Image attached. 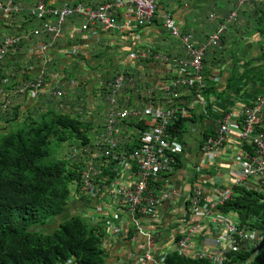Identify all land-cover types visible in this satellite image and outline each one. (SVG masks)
I'll use <instances>...</instances> for the list:
<instances>
[{"label": "built area", "instance_id": "built-area-1", "mask_svg": "<svg viewBox=\"0 0 264 264\" xmlns=\"http://www.w3.org/2000/svg\"><path fill=\"white\" fill-rule=\"evenodd\" d=\"M125 3L124 0H110L98 5L84 2L50 5L45 0H34L32 5L25 7L17 0H0V12L11 15L26 10L40 21L36 29L25 35H47L50 41L39 46L42 52L54 46L53 42L62 36L64 24L71 17L81 19L84 31L90 25L99 24L106 30L123 34L132 32V27L151 24L155 17L162 20L170 36L180 40L185 55L170 57L151 46L130 51L127 59L139 61L142 70L99 78L98 99L102 102L103 121L92 128V136L87 142L82 140L80 144L70 146L66 157L82 172L86 193L99 192L102 198L112 197L111 206L118 210L113 214L114 218H118L119 213L160 217L162 206L171 198L179 197L177 191L168 187L171 173L180 164V155L184 154L186 146L177 136H172L169 127L175 126L180 117H192V111L211 116L214 123L208 127L213 132L199 148L208 168L215 170L211 175L215 188L221 190H213V198L209 199L205 195L204 179L194 183L186 201H189L195 220H188L183 215L176 218L178 229H184L174 234L176 239L171 250L182 257L207 258L212 264H251V259H234L231 254H236L246 243L264 246V230L240 226L239 220L220 211L219 206L233 198L237 186L260 190L264 184V90L249 99H235L234 92L229 102L212 94L208 105L204 94L209 86L207 78L214 80L219 91L225 89L226 80L219 66L206 72L204 57L207 51L224 47V35L238 20L242 7L260 5L264 0H237L228 13L211 12L209 20L217 25L199 43L194 34L181 30L174 14L165 11L159 0H128L129 10L120 19L117 10L123 9ZM23 38L24 35L15 34L2 39L0 68L4 57L19 46ZM78 46L71 47L68 54L75 56ZM155 61H162L173 74L161 80L149 79L144 73H149V66ZM61 86L59 82L48 86L43 68L36 78L21 81L13 92L29 93L32 97L48 92L52 98H61L65 95ZM9 104L10 101L7 107ZM195 130L194 127L191 129ZM228 153L233 154L235 164H226L223 160ZM177 156L180 159L177 160ZM222 170L229 177L227 181L216 173ZM109 179H114L111 185L106 184ZM200 231L214 235L204 236V243H200V240L197 242L202 237L198 236ZM118 232L116 225L112 233L104 235L103 244L110 245ZM161 239L160 233L147 236L146 250L138 257L137 264H164L151 250V246Z\"/></svg>", "mask_w": 264, "mask_h": 264}, {"label": "crops", "instance_id": "crops-1", "mask_svg": "<svg viewBox=\"0 0 264 264\" xmlns=\"http://www.w3.org/2000/svg\"><path fill=\"white\" fill-rule=\"evenodd\" d=\"M18 1L22 2L26 7L34 2V0ZM45 1L51 5L62 2H84L90 5H98L110 0ZM124 1L126 3L123 9L117 10L120 19H122L125 12L129 10L128 0ZM159 1L164 5L166 10L169 9L174 12V17L181 30L194 34L195 40L199 43L214 30L216 22H212L209 19L205 21L198 19V10L205 7L208 10V15L210 12H227L234 8L236 0ZM261 6L262 5H246L240 10L239 19L229 27L227 32L229 35L224 38L223 55L220 56L226 59L224 63L218 61L220 58L216 56V49L207 51V64H211L212 66L220 64V66H217L222 69V72H225V78H228L232 74L231 66L233 64H235V66L237 64L244 65L248 60L258 57L260 49L264 46V41L262 44V39L257 34V28L253 26L250 20V18L254 19L259 16L256 11H264ZM28 20L29 15H27L26 12L16 17L3 16L0 14V41L4 36L11 34L10 32L28 33L27 31H30L37 24L34 20L30 23H26ZM81 23V19L77 17L68 19L64 25L62 36H60L56 42H53L54 46L52 48L47 49L45 52H42L39 46L42 43L50 41L47 35L40 34L35 36L29 34L26 36L24 34V41L5 56L2 67L7 76H10L11 79L15 77L19 82L36 78L41 70L45 68V79L48 86H52L59 82V84L62 85L61 87L67 90L66 87L70 85L72 91L69 92L67 90L68 95L71 94V98L69 97L70 104H73V98L76 94L85 97L87 100V106L83 114V119L87 121V127L94 128L103 121L102 117L104 111H102L101 108L102 102L99 101L94 91L99 78L124 71L134 73L135 71L142 70L140 69L139 61L127 59V54L130 51L139 47L151 46L158 52L165 53L170 57L185 55V50L180 40L170 36L162 25V20L160 18L145 27H132V32H124V34L114 30H106L99 24L90 25L89 29L84 31L81 29ZM232 36L234 38H232ZM229 39L232 41V46L228 44ZM139 40H141L142 43H138ZM76 44L79 45L78 53L75 56L69 55V49ZM234 52L235 54H233ZM228 53H231V57L226 56ZM69 60H71L74 65L79 66V68L73 66V70L76 68L80 70L76 78H71L62 68L59 70L55 68V61L67 63ZM255 61H257L256 65H264V60ZM21 63L23 65H21ZM148 72L149 73L144 74H148L149 79L153 78L154 80L165 79L173 74V71L169 67H166L162 61L153 62L149 66ZM81 83L84 84L83 90L79 92L78 89ZM261 91L260 88L258 92ZM44 96L45 98L42 99L43 96L40 94L35 98L30 97L29 93L14 95L13 102L20 106L21 119L29 117L30 115H40L51 108L53 104L50 99L47 98L48 95ZM95 102L96 106L94 104ZM205 125V123H201V125L198 123L194 124L185 137V151L184 154L181 155V161L177 170L171 173V182L169 185V189L177 191L180 197H174L167 201L164 207V220L141 223L143 232L140 231L138 225L132 224L130 231L131 235L115 236L110 245H105L107 251L105 264H137L138 257L143 254L147 247L146 233L154 230L163 231L167 239L155 247V255L156 257L160 256L158 261H161L163 259V253L172 249L171 238L174 236V228L178 227L176 218H180L177 214H180V210H184L186 198L192 193L195 181H198L202 175L205 194L208 195L209 199L213 198L211 192L213 190H218L215 188L214 179L211 176L215 173V170L208 168V164L205 163L206 158L199 148L203 140L202 130L207 128ZM193 127L196 128L195 131H191ZM223 160L226 164H233L234 156L232 153H228ZM200 170L204 171L200 172ZM216 173L226 181L229 178L227 174H224L223 170L216 171ZM80 204H83L82 207H84L85 202L81 201ZM188 219L194 221L195 216L189 215ZM154 225L159 226L154 227ZM200 235H202V237L197 239V242L200 240V243H204V236L208 238L212 237L214 234H206L200 231L198 236ZM169 246L171 248H168ZM144 264L157 263L145 262Z\"/></svg>", "mask_w": 264, "mask_h": 264}, {"label": "trees", "instance_id": "trees-1", "mask_svg": "<svg viewBox=\"0 0 264 264\" xmlns=\"http://www.w3.org/2000/svg\"><path fill=\"white\" fill-rule=\"evenodd\" d=\"M260 5L264 10V3ZM256 13L259 15L256 19L257 34L263 44L264 11ZM227 35L229 33L224 38ZM215 52L220 58L218 61L224 63L226 59L220 57L223 51ZM255 60H264V46L258 57L248 60L244 66ZM207 62L206 54L204 66L206 72H210L213 67L207 68ZM231 67L234 68L235 64ZM3 78L0 75V85ZM207 81L209 86L204 92L206 98L210 99V95L214 94L229 102L228 99L235 92L230 84L231 77L226 79L222 91H219L211 77ZM226 93H229L228 97ZM20 114V106L16 104L12 111L0 113V120L9 123L5 128L0 126V264H105L107 251L102 246V232L90 225L85 216L68 211L71 197L83 196L79 194V175L70 170L66 157L52 158L53 151L49 148L52 141L63 143L74 134L88 140L86 123L70 114L63 115L53 110L41 113L38 120L30 115L28 121H25ZM192 114V117H180L175 126L169 127L172 136L185 142L189 123L198 118L194 111ZM17 123L26 124L18 127ZM66 131L69 134L64 137ZM210 132L213 130L209 126L205 129L204 139ZM180 156H177V160ZM71 183L79 186L76 191L71 189ZM235 190L233 198L219 208L232 213L242 227L264 230V184L260 190L238 186ZM65 213L66 217L61 219L57 227L52 231L46 230L55 218ZM231 256L234 259H251V264H263L264 246L246 243ZM163 263L212 264L207 258L182 257L175 251L167 252Z\"/></svg>", "mask_w": 264, "mask_h": 264}, {"label": "clouds", "instance_id": "clouds-1", "mask_svg": "<svg viewBox=\"0 0 264 264\" xmlns=\"http://www.w3.org/2000/svg\"><path fill=\"white\" fill-rule=\"evenodd\" d=\"M18 1V0H17ZM20 2V1H19ZM236 2H237V0L235 1V4H236ZM22 3V2H21ZM63 3V2H62ZM69 3V2H68ZM161 3V2H160ZM23 4V3H22ZM59 4H61V3H59ZM59 4H56V5H59ZM24 5V4H23ZM32 5V4H31ZM51 5V4H50ZM235 6V5H234ZM26 7V6H25ZM29 7V6H28ZM243 8V7H242ZM241 8V9H242ZM165 11H168L169 9H164ZM171 12H172V14H174V12L172 11V10H170ZM230 11V10H229ZM24 12H26L27 13V15H29V20H28V22H26V23H30L32 20H34V22H37V24H36V26L35 27H33L32 29H36V27L40 24V21H38L34 16H32V15H30V14H28V12L26 11V10H24V11H22L21 13H19V14H23ZM211 13V12H210ZM209 13V14H210ZM228 13V12H227ZM0 14L1 15H3V16H17V15H19V14H11V15H5V14H3L2 12H0ZM34 18V19H33ZM72 18V17H71ZM78 18V17H77ZM157 20H158V18L157 17H155ZM70 19V18H69ZM80 19V18H79ZM208 19H209V15H208ZM239 19V18H238ZM154 20V19H153ZM68 21V20H67ZM66 21V22H67ZM212 22H215V21H212ZM65 25V24H64ZM216 25H217V22H216ZM216 27V26H215ZM31 29V30H32ZM27 30V29H26ZM30 30V31H31ZM184 32V31H183ZM212 32V31H211ZM11 34H9V35H6V36H10V35H15V34H20V35H24L26 32H24V33H12V32H10ZM29 33V32H28ZM6 36H4V37H6ZM3 37V38H4ZM207 37V36H206ZM2 38V39H3ZM2 39H1V41H2ZM179 40V39H178ZM0 41V42H1ZM23 41H24V38H23ZM22 41V42H23ZM223 42H224V38H223ZM18 47V46H17ZM17 47H14V49H16ZM14 49H12V50H14ZM223 49H224V47L221 49L222 51H223ZM216 50H219V49H216ZM5 58V57H4ZM2 62H3V60H2ZM221 71H222V69H221ZM223 73V75L222 76H224V75H226L225 74V72H222ZM0 75H2V77H4L3 79H2V84L0 85V113H3L4 111H6V110H10V111H12V107L15 105V103L13 102V96L14 95H18V94H21V93H14L13 91H14V89H16L17 88V85L21 82H19L18 80H16V78L15 77H13L12 79H11V77L10 76H7L6 75V73H4V69H3V67H2V64H1V68H0ZM230 77V76H229ZM227 78H225V80H226ZM28 80H31V79H28ZM19 82V83H18ZM4 84V88H1V86ZM82 84V86L84 85L83 83H81ZM97 86H98V84H97ZM81 87V86H80ZM262 91L264 90V87L261 89ZM238 89L237 90H235V92H236V95H235V99H239V98H244V97H246V96H242L241 94H240V92L238 93ZM261 91V92H262ZM261 92H258V90L257 91H255V95L256 94H259V93H261ZM230 93H231V91H230ZM39 95V94H38ZM37 95V96H38ZM40 95H42V96H44V95H48V99H52V97L49 95V93L47 92V93H40ZM29 96L30 97H32L31 96V94H29ZM37 96H35V97H37ZM71 96V94L70 95H68V91L65 89V95L64 96H62L61 98H55V99H57V101L56 102H51L52 104H53V106L51 107V108H49V109H47V110H53L54 112H58V113H62L63 115H67V114H70V116H72V117H76V118H78L80 121H82V122H85L86 123V125H87V121L85 120V119H83L84 118V116H83V114H84V110H85V108H86V106H87V100H86V98L85 97H82V96H80V95H78V94H76L75 95V97L73 98V101H74V103L73 104H70V102H69V99L71 98L70 97ZM35 97H33V98H35ZM70 97V98H69ZM234 96L232 95L231 97H230V99H228L229 101L233 98ZM227 98V97H226ZM208 99V98H207ZM210 102H211V100L210 99H208ZM8 101H10V104L8 105V107H7V102ZM55 104V105H54ZM6 106V107H5ZM197 115V114H196ZM197 119H195V120H193V121H191L190 123H189V132H190V128L194 125V124H196V123H198V124H200L201 125V123H205L206 125H205V127H208V124H211V123H209V122H207L206 120H205V118H202L200 115H197ZM211 117V116H210ZM85 125V127H86V133H87V135H88V140H89V137H90V135H89V132L91 133V131H92V127H87ZM202 127V126H201ZM206 129V128H205ZM205 132V130H202V134H203V140H204V132ZM69 134V131H66L65 132V135H64V137L65 136H67ZM188 134V133H187ZM186 134V135H187ZM208 136H209V133H208ZM207 136V137H208ZM206 137V138H207ZM72 138H75L76 140H75V142H72V144L70 145V146H72V145H74V144H80L81 142L80 141H85V142H87L88 140H84L82 137H79V136H77V135H75L74 134V136L72 137ZM72 138H70V139H67V140H65V142L66 141H68V140H71ZM205 138V139H206ZM53 139H55V138H53ZM203 140L201 141V143L203 142ZM62 143V142H61ZM64 143V142H63ZM69 150V149H68ZM68 150H66V152L64 153V157L63 158H65L66 157V155H67V152H68ZM66 160L69 162V164H68V167L70 168V170L72 171V172H75V173H77L78 175H79V182L81 183V185H80V193L79 194H81V195H83V196H81V197H79V198H73L72 199V204L70 205V208H69V213H72V212H80V213H78V214H81V215H83V216H85L87 219H88V222L90 223V225H92L93 227H95V228H98L99 229V231H101L102 232V239H103V237H104V235L105 234H109V233H112L113 231H114V228L116 227V225L118 226V228H119V232L116 234L117 236H122V235H127V236H129V235H131V233H130V231H131V225L132 224H135V225H138V227L140 228V231H142L143 232V230L141 229V223H143V222H146V221H148V222H151V221H153V222H158L159 220H164V218H165V210H164V205L162 206V209L160 210V212H161V215H160V217H155V218H147L146 216H144V215H140V216H136V215H129V214H127V213H119L118 214V218H114L113 217V214L115 213V212H117L118 210H117V208L114 210V208H113V206H111V204H112V197H110L109 196V198H102L101 196H100V193L98 192H93V193H86V191L83 189V182H82V172H79V170H78V167L75 165V164H73V163H71L68 159H67V157H66ZM178 167V166H177ZM177 167L175 168V171L177 170ZM174 171V172H175ZM173 172V173H174ZM201 178H202V176H201ZM200 178V179H201ZM200 179L198 180V181H200ZM114 181V179L113 180H111V179H109V182H107L106 184L107 185H111V183ZM196 182V181H195ZM79 187V186H78ZM78 189V188H77ZM168 189H169V187H168ZM169 190H174V189H169ZM218 190H221V189H218ZM206 195V194H205ZM180 197V196H179ZM186 200H187V198H186ZM185 200V201H186ZM81 201H84L85 202V205H84V207H82L83 206V204H80V202ZM74 202V203H73ZM187 202V201H186ZM185 202V205H184V210H180V214H177L179 217H181V215H183V216H185L186 218H188V216L189 215H191V210H190V206H189V201L186 203ZM77 204L76 206H74V204ZM221 206V205H220ZM100 208H102V209H100ZM72 209H73V211H72ZM107 210L108 211V214H106L105 213V210ZM114 210V211H113ZM219 210L220 211H222L220 208H219ZM222 212H224V211H222ZM225 213H227V212H225ZM229 213V212H228ZM230 214H232V213H230ZM233 215V214H232ZM188 220H190V219H188ZM102 225H101V224ZM157 226H159V225H154V227H157ZM178 227H179V225H178ZM178 227L177 228H174V234L175 233H181V231L184 229V227H181L180 229H178ZM103 229H104V231H103ZM157 229V228H156ZM48 231V230H47ZM50 231H52V230H50ZM151 233H154L155 235H157V234H161V237H162V239L160 240V241H157L156 243H154L152 246H151V250L153 251V253L155 254V247L159 244V243H162L163 241H165V240H167L166 239V235L164 234V232L163 231H161V230H154V231H148L147 233H146V238H147V236L148 235H150ZM179 235L180 234H178L177 235V237H179ZM176 238L173 236L172 238H171V242H172V248H173V245H174V240H175ZM147 244V243H146ZM102 246H104L105 247V245L103 244V240H102ZM169 251H172L171 249L170 250H168V251H166L165 253H163V257H164V255L167 253V252H169ZM155 257H156V255H155ZM160 257V256H159ZM159 257H156L157 259L159 258ZM161 261H163V259L161 260ZM71 262V260H69L68 261V263H70ZM264 264V263H263Z\"/></svg>", "mask_w": 264, "mask_h": 264}, {"label": "rangeland", "instance_id": "rangeland-1", "mask_svg": "<svg viewBox=\"0 0 264 264\" xmlns=\"http://www.w3.org/2000/svg\"><path fill=\"white\" fill-rule=\"evenodd\" d=\"M9 18L12 19L11 17H9ZM197 18L202 20V21L207 20L208 19V10L205 7L203 9L198 10V17ZM256 19H257V17L254 19L250 18L253 26L257 28L258 22ZM250 28H252V27H250ZM232 38H234V37L232 36ZM138 43H142V41L139 40ZM228 44L232 46V41L230 39L228 40ZM230 54L231 53H228L226 56L231 57ZM233 54H235V52ZM256 64H257V61H254V62L252 61L247 66H244L242 64H237L234 68H232V74L230 76L231 77L230 84H231L232 89H234V90L238 89L240 94L242 96H246L248 99H249V97H252L254 95L255 91H257V90L259 91L260 88L262 89L264 87V65H256ZM21 65H23V64L21 63ZM54 65H55L56 70H59L62 68V70H64V72H66V74L69 75L71 78H76L79 75V72H80L79 69L76 68L75 70H73V66H76L78 68H79V66L74 65V63H72L71 60H69L67 63H61V62L55 61ZM250 66H252V67H250ZM212 67L214 68V66H212L211 64H207V68H212ZM80 86L81 87H79V89H78L79 92L81 90H83L82 84H80ZM4 87L5 86L3 84L1 86V88H4ZM66 88L69 92L72 91L70 88V85H69V87H66ZM94 91L96 92V95L98 97L99 96L98 86H95ZM228 94L229 93H226L227 97H228ZM43 98H45V96H43L42 99ZM50 101L56 102L57 99L52 98ZM94 104L96 106V102ZM208 105H210L209 100H208ZM205 116H206L205 120L207 122H209L211 124L214 123V119L212 117L207 116V115H205ZM33 118H34V120H38L40 118V115H33ZM24 120L28 121V117L24 118ZM8 124L9 123L6 120H4V119L0 120L1 128H5ZM23 124L25 125L26 123H22L20 125H18V123H17L18 127L22 126ZM12 128H14V127H12ZM89 135L92 136V133L89 132ZM0 139H1V134H0ZM75 140H76L75 138H72L71 140H68L64 143H57L56 140L52 141L49 145L51 152L53 151L52 158L56 159L55 158V156H56V157L62 159L64 157V153L66 152V150H68L70 148V145L72 144V142H75ZM48 160H51V158H48ZM70 187L74 191H76V188H78L76 183H71ZM72 199L73 198L71 197L70 201H72ZM76 205L77 204L75 203L74 206H76ZM72 211H73V209H72ZM78 213H80V212L78 211L77 214ZM65 215H66V213L55 218V220L50 223V226L46 227V230L50 231V230L54 229L55 227H57L58 224L62 221L61 219H64L66 217ZM69 216H67V217H69ZM168 248H171V247L169 246Z\"/></svg>", "mask_w": 264, "mask_h": 264}]
</instances>
